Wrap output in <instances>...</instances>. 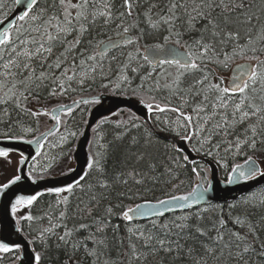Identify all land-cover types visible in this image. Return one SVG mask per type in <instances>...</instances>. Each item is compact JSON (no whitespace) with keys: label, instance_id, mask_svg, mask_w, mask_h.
Wrapping results in <instances>:
<instances>
[{"label":"snow or ice","instance_id":"6c2138e0","mask_svg":"<svg viewBox=\"0 0 264 264\" xmlns=\"http://www.w3.org/2000/svg\"><path fill=\"white\" fill-rule=\"evenodd\" d=\"M15 2L23 8L20 14L14 20L5 17L7 23L0 20V111L4 116L10 114V105L31 112L33 116L39 115L41 113L32 112L26 105L39 95L41 89L50 87V95H56L59 89L63 94L71 89L73 82L83 85L88 79L95 80L97 74L108 79L104 74L103 61L110 49L162 37V44L145 46L143 59L152 71L140 76V84L137 85L150 96L149 101L140 100L149 114L176 113L175 121L165 120L164 123L174 124L172 130L175 134L182 141L192 143L190 151L198 155L212 156L213 148L219 150L222 145H226V153L239 154L245 147L255 150L258 140L264 143V58L261 55L264 54V22H261L250 0H123L121 9L115 8V0H51V3L43 0L44 7H39L40 0ZM144 4L148 6L134 16L136 9L143 8ZM130 18L131 23H128ZM113 26L118 30L119 40H101L91 53L88 48L93 47L92 40L87 41V47H81L86 34ZM134 30L138 33L136 36L131 35ZM57 48L63 50L54 56ZM135 52L139 53L140 49L136 48ZM237 59L246 62L235 65L227 84L223 77L209 79L214 73L208 65L228 68ZM134 62L136 66H133ZM165 65L176 71L175 75L165 74L161 84L159 74L153 79V73ZM143 67L137 56L129 51L126 61L119 66L115 81L109 80V83L116 89L131 87L134 77L129 76V71L137 74ZM57 71L59 75H56ZM103 86L108 87V84ZM154 92H167L168 103L163 106L158 103L155 95H151ZM173 97L179 101L177 105L172 104ZM66 111L71 112V109ZM53 119L59 123L58 115H53ZM156 119L159 120L158 115ZM138 120L135 117L124 123L117 122L116 127L122 130L115 135V141L125 139L128 134L125 125L129 123L135 129L144 127ZM245 124L243 131L237 133V129ZM180 129L184 130L183 135ZM230 136L232 139H228ZM216 137L220 139L213 143ZM152 146V134L147 130L143 141L131 136L114 160L107 145H101L104 150L89 157L87 171L73 183L48 188L49 194L54 193L58 197L79 188L89 194V205L99 207L101 201H108V204L104 215L93 216L94 208L91 206L81 209L92 220L91 223H81L76 229H67L66 225L60 224L41 229L38 237L41 243L46 244L49 236H56L54 229L63 226L65 231L57 239L65 248L71 246L73 254L83 248L93 264H149L150 260L155 264H175L177 260L188 264H254L252 254L264 257V244L256 253L257 225L249 214L250 209L264 206V199L256 203L246 198L230 204L227 217L222 208L219 215L205 216L217 207L209 204L163 223L159 222L163 212L146 210L149 201L134 206L124 205V200L137 198L141 189L146 191L147 185H158L165 176L169 177L168 182L175 180L176 170L188 163L194 165L192 173L200 176L198 162L190 159L176 144L166 147L178 154L183 153L182 159L180 155H170L168 165L161 172L160 161L150 151ZM8 154V150L0 149V157ZM20 162L23 164L25 161L22 158ZM258 174L264 175L259 172L255 161L248 157L244 165L233 167L228 183L234 179L247 181ZM86 178L90 179L85 188L81 182ZM20 179L17 175L2 187L8 188ZM207 192L208 188L197 182L187 194L171 195L167 200H158L157 204L167 210L173 206L191 209L205 201ZM40 195L42 193L17 197L12 204L13 214L18 212V206H30ZM113 197L120 201L115 206L111 202ZM56 203L66 206L69 196L57 199ZM114 207L121 209L119 218L127 222L126 235L120 234L119 224H112V218L117 215ZM237 208L240 211L233 215L232 210ZM65 217L66 211H60L59 219ZM149 217H152L149 220L151 227L132 223L134 219ZM18 219L33 221L37 218L29 214ZM80 230L87 231L88 235L73 240ZM16 231L19 232L20 228ZM89 242L91 247H88ZM60 246L57 244V248ZM20 247V244L0 239V253H12ZM113 248L117 249L115 260L110 255ZM34 259L36 264H40L39 253Z\"/></svg>","mask_w":264,"mask_h":264},{"label":"trees","instance_id":"16d2710c","mask_svg":"<svg viewBox=\"0 0 264 264\" xmlns=\"http://www.w3.org/2000/svg\"><path fill=\"white\" fill-rule=\"evenodd\" d=\"M149 2H151V0H149ZM250 2L254 5L257 14L260 15L261 22H264V0H250ZM13 3L14 0H0V19L6 16L11 11ZM48 3H51V0H48ZM122 3L123 0H115V8L121 9ZM147 6V4H144L143 8H137L133 15L135 16L137 12H143L144 8H146ZM39 7H44L43 0H40ZM36 10L39 9L37 8ZM128 23H131V18L129 19ZM141 26L144 27V25ZM117 31L118 30L114 26L104 30L97 29L95 32L85 35L84 44H82L81 47H87V41L92 40L93 47L88 48L89 53H91L95 51L94 45L97 42L117 36ZM137 34L138 33L135 30L131 33V35L133 36H136ZM71 38L72 37H69V39ZM155 43L162 44V37L140 40L139 43L136 45L115 48L106 54V58L103 61L104 74L108 76V79H104L100 74H97L95 80L88 79L83 85L73 82L71 84V89L65 91L63 94H60L59 89H57L56 95L49 94V92L51 91L50 87L43 88L40 90L39 95L36 96V98L31 99L29 103H41L44 105L53 106L78 97L91 96L99 93H113L118 95L126 94L128 96L138 97L140 100L144 99L146 101H149V94L142 92L140 89L137 88V85L140 84L139 77L145 75L149 71H152V69L141 58L140 52H135V49H141L144 48L146 45H151ZM128 48H130V51H132L133 54L137 56L138 63L143 64L144 67L141 68L139 73L137 74H133L129 71V76L134 77L131 87L124 86L121 89H116L112 86V84L109 83V80L115 81L119 66L126 61L127 53L129 52ZM62 50V48H57L54 52V56L58 55L59 52ZM261 55L262 58H264V54ZM112 56H115L116 59L112 60ZM241 61L244 60L237 59L233 64ZM253 63H255V61H253ZM233 64H231L228 68H223L212 64L208 65L210 71L214 73V75L210 76L209 79H214L215 76L224 78L229 68ZM133 66H136L135 62ZM109 67L111 68V72H109ZM175 71L176 70L173 67L165 65L163 69H156V72L153 73V79L157 78V75L159 74L160 82L161 84H163L164 75L167 73H172L173 75H175ZM59 74V71H57L56 75ZM148 83L150 84L151 81H149ZM105 84H108V87H104L103 85ZM133 89H136L135 94L133 93ZM151 95H155L156 101L162 106L168 103L167 92H154ZM178 103L179 101L173 97L172 104L177 105ZM87 111L88 105H81L77 109H75L71 114L61 119L58 134L47 141L40 155L30 165V174H32L33 176H46L53 174L54 172H62L65 170L66 166H68L69 164L68 157L70 156L73 145L79 137L81 130L84 126ZM9 113L10 114L8 116H4L3 112L0 111V138L30 137L40 132L41 130H44L45 128L47 129L48 125L50 124V120L44 116H33L30 112L21 111L20 109H16L11 105L9 106ZM157 115L159 116V119L162 118L163 115H167L169 118L168 121L171 122L175 121L176 113L170 111L155 113L151 115L150 119L153 122L155 131H161V133L180 138V136H177L172 130L175 125L171 123L165 124L164 122L157 120ZM134 118L135 116L132 115L130 112L126 110H121L113 117L103 121V123H99L92 132L91 141L89 144L90 155L95 154L97 151H103L104 149L101 148V145H107V148L112 154L114 160L115 157L119 155V150L122 149L125 145H127L131 136H137L141 139V141H143L147 130L148 132H151L153 140V146L150 151L158 159V161H160L161 172L164 171V166L168 165V157L170 155H180L182 159V154H178L172 151L170 147H166V145L174 144L173 141L159 137L157 135L158 132H155L150 129L142 120H138V122L144 125V127H141L140 129H135L132 128L129 123L125 125V127L128 128V134L125 139L122 142L115 141V135L122 130L116 127V123H124ZM244 127H246V124L241 125L237 129V133L242 132ZM25 129H31V131L26 132ZM180 132L181 135L184 134L183 129H180ZM219 139L220 137L214 138L213 143H216ZM228 139H232V137L230 136L228 137ZM194 142L195 141H193V143ZM189 146L192 148V143H189ZM225 146L226 145H222L219 150L213 148L214 155L212 156L199 155L208 158L218 166L220 179L222 180L226 178L229 170L234 164L239 163L240 161H243L248 157H254L257 160L264 161V143L259 142V140L257 142V147L255 150L248 149L247 147H245L240 151L239 154L226 153L224 151ZM205 151H207V148H205ZM3 162L4 159L0 158V164ZM112 162L113 161L110 160V163ZM193 166L188 163L186 167L177 169V178L175 180H171L170 182H168L169 177L165 176L158 185H147L148 190L145 191L144 189H141L140 195L137 198H134L131 201L124 200V205H133L135 203L143 201H158L160 199L167 198L171 195H175L178 193L183 194L190 191L198 177L191 171ZM197 167L198 171L200 172V176L198 178L202 183L206 184L208 175L207 169L201 163H197ZM88 179L90 178H86V181L81 182L82 184H85V188ZM173 185L178 186L173 187ZM133 191H136V189L134 188ZM65 195L69 196V203L66 206L63 204L58 205L56 203L57 199L62 198ZM246 198L253 199L256 203H259L261 199H264V186L250 192L249 194L241 197L235 202L223 204H210L217 207L214 209V211L205 213V216L219 215L220 208H222L223 214L225 215V217H227L229 213L228 206L233 203L241 202ZM88 201L89 194L87 193V191L85 190L82 192L79 188H76L71 194L61 193L59 197L56 194H43L39 196L37 200L33 202L32 205L28 206L23 211H18L16 213V217L22 233L29 239L34 251L36 253H39L41 256L40 264H66V262L68 261H70L71 264H93L92 258L85 254L83 248L73 254V249L71 248V246L65 248L63 244L57 239V237L59 235H63L65 231V228L63 226L54 229L56 236H49L46 244H42L40 239L38 238L41 229L50 227L53 224L66 225L67 229H76L81 223H91L92 217H88L86 215V212L81 211V209H85L86 206H91L94 208L93 216L105 214L104 209L107 206L108 201H101L99 207L89 205ZM111 202L112 205L115 206L120 201L116 200L115 197H113ZM207 206L208 205L201 206L198 208H203ZM198 208L189 210L188 212H194ZM60 211H66V217L63 220L59 219ZM114 211L117 213V215L112 218V224H119L120 234L126 235V223L121 220L118 215L121 209L114 207ZM239 211L240 208L232 210V214L235 215ZM29 214L37 219H34L33 221L18 219V217L20 216H27ZM182 214L165 216L164 218L159 219V222L163 223L165 220L170 221L176 216H180ZM249 214L252 222L257 225L256 235L258 237V240L256 241L254 247L256 249V253H259L261 245L264 244V219H262L264 218V206L250 209ZM137 224L146 225L147 227H149V222H140ZM87 235V231L80 230L79 232L75 233V235L73 236V240L83 239ZM109 235H111V230H109ZM34 237H36V239L34 242H32ZM57 244H60L61 246L57 248ZM91 246L92 245L89 242L88 247ZM17 254V251L7 254L0 253V264H11L16 259ZM110 255L113 260L117 259V249L113 248ZM252 260L254 264H264V257L259 256L258 254H252ZM149 264H155V261L150 260ZM175 264H188V262L184 260H177Z\"/></svg>","mask_w":264,"mask_h":264},{"label":"water","instance_id":"95a60500","mask_svg":"<svg viewBox=\"0 0 264 264\" xmlns=\"http://www.w3.org/2000/svg\"><path fill=\"white\" fill-rule=\"evenodd\" d=\"M22 10V6L17 5L14 0V5L11 11L0 20H5V17H7V20H14ZM7 20H5V23H7ZM111 39L119 40L120 37H112ZM107 40H109V38L103 41ZM111 50L113 49H110L109 51ZM140 53L143 59V56L145 54L144 48L140 50ZM235 65L236 64H234L230 68L227 82L233 74V68L235 67ZM84 100L90 101L89 103L91 104V106L87 111L85 124L81 130V134L74 143L73 150L69 159V170L65 173H53L46 176L32 177L28 172L29 165L39 155L46 141L51 136L56 134L59 129V123H57V121L53 119V115H58L60 118L61 115L70 113L67 112L66 109L70 108L72 112L78 106L87 104L83 103ZM26 107L28 109H31L32 112L41 113L49 117L52 120V124L48 129L43 130L28 138H0V149H6L9 151L8 156L4 157L7 160V165L4 164V166H0V239L5 242L21 245L20 249L17 250V257H19V259H16L11 264H36L34 257L37 254L34 251L29 239L22 233L21 229L19 232L16 231V229L20 227L15 215L12 212V204L15 202L17 197H27L30 195H36L37 193H42L43 195L48 193V188L62 187L66 186L68 183H73L80 175L87 171V162L90 157L88 146L90 143L92 130L97 126L99 122L116 115L121 110H126L132 115L139 117L150 127V129L155 131L150 123V115L152 113L149 114L147 108H145L140 103L139 98L128 95L99 93L98 95L80 97L49 108L41 103H29L28 105H26ZM49 133H51V135H49ZM160 137L173 141V143L178 147L184 149V151L190 156V159L196 160L198 163L203 164L208 170L207 184L205 186L203 185L204 187L208 188V192L205 194V201H202L198 205H194L191 209H181L173 206L171 210H167L166 207H162L161 205L157 204V201H149L150 203L147 205L146 210H159L163 212L164 215L160 218L171 214L186 212L209 204H223L233 202L264 185V175L260 174L256 175L255 178L249 179L247 181H237L234 179L232 183H228V178L232 173L233 167H235L236 165H244L245 160H247L248 158L234 164L229 170L226 179L222 180L218 175V170L215 164L208 158L199 156L195 152H191L189 142L182 141L180 138H176L166 134H161ZM29 141H31V143H29ZM22 158L25 161L23 164H21L20 162ZM251 158L253 161H255L259 172L264 173V161L257 160L254 157ZM189 164L192 166L191 163ZM70 169H72V171H70ZM17 175L21 177L19 181H17L15 184H10L8 188L2 187L4 184H7L10 180L14 179ZM197 182H200L202 184L200 179L197 177V180L195 181L193 187L197 184ZM188 192L183 194H187ZM175 195L179 196L182 194L178 193ZM167 199L168 197L160 200ZM144 202L145 201L135 204H144ZM135 204L131 206H134ZM26 207L27 205L18 206V211L23 210ZM150 219H152V217L137 218L134 219L132 223L149 221Z\"/></svg>","mask_w":264,"mask_h":264},{"label":"rangeland","instance_id":"374dc122","mask_svg":"<svg viewBox=\"0 0 264 264\" xmlns=\"http://www.w3.org/2000/svg\"><path fill=\"white\" fill-rule=\"evenodd\" d=\"M37 11H38V10H37ZM128 49H129V51L131 50L130 48H128ZM224 81H225V77H224ZM159 120L162 121V122H164L165 120H169V118H168L167 115H163L162 118H160ZM4 164L7 165V161H6V160H4V162L1 163L0 166H1V165L4 166ZM69 168H70V167H69ZM67 170H68V167L66 166L65 170L62 171V172L64 173V172H66ZM62 172H57V173H62ZM135 224H137V223H135ZM148 225H149V227H151L150 223H149Z\"/></svg>","mask_w":264,"mask_h":264},{"label":"bare ground","instance_id":"6f19581e","mask_svg":"<svg viewBox=\"0 0 264 264\" xmlns=\"http://www.w3.org/2000/svg\"><path fill=\"white\" fill-rule=\"evenodd\" d=\"M147 63V62H146ZM126 95V94H125ZM136 98H138V97H136ZM152 114H155V113H152ZM151 114V115H152ZM151 115H150V117H151ZM136 117V116H135ZM139 118V117H138ZM139 120H141L140 118H139ZM151 123V126L153 127V129L155 130V128H154V125H153V122L151 121L150 122ZM146 124V123H145ZM147 125V124H146ZM148 126V125H147ZM149 127V126H148ZM150 128V127H149ZM155 132H158V136L160 137V135L161 134H164L165 135V133H161V131H155ZM167 135V134H166ZM172 136V135H171ZM174 137V136H173ZM180 154H182V153H180ZM183 155V154H182ZM211 161V160H210ZM214 163V162H213ZM215 164V163H214ZM193 166V165H192ZM215 166L217 167V170H218V175H219V177H220V174H219V168H218V166L215 164ZM224 172V171H223ZM233 202H235V201H233ZM228 203H232V202H228Z\"/></svg>","mask_w":264,"mask_h":264}]
</instances>
